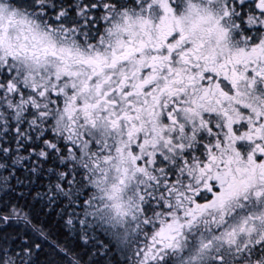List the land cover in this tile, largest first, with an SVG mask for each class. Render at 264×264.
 Instances as JSON below:
<instances>
[{
  "label": "snow or ice",
  "instance_id": "6c2138e0",
  "mask_svg": "<svg viewBox=\"0 0 264 264\" xmlns=\"http://www.w3.org/2000/svg\"><path fill=\"white\" fill-rule=\"evenodd\" d=\"M0 264H264V0H0Z\"/></svg>",
  "mask_w": 264,
  "mask_h": 264
}]
</instances>
